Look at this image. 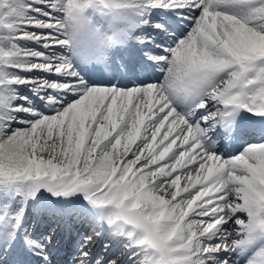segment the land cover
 Listing matches in <instances>:
<instances>
[{
  "label": "snow or ice",
  "instance_id": "obj_1",
  "mask_svg": "<svg viewBox=\"0 0 264 264\" xmlns=\"http://www.w3.org/2000/svg\"><path fill=\"white\" fill-rule=\"evenodd\" d=\"M0 264H264V0H0Z\"/></svg>",
  "mask_w": 264,
  "mask_h": 264
}]
</instances>
